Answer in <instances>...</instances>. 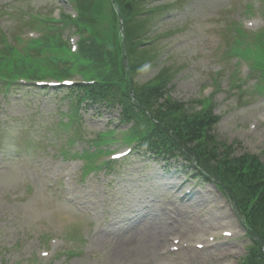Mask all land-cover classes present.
Here are the masks:
<instances>
[{"label": "rangeland", "instance_id": "rangeland-1", "mask_svg": "<svg viewBox=\"0 0 264 264\" xmlns=\"http://www.w3.org/2000/svg\"><path fill=\"white\" fill-rule=\"evenodd\" d=\"M177 3L180 5L137 23L150 34L169 32L136 59L149 61L147 70L136 77L138 83L149 81L162 70L169 75L172 96L188 101L212 85L214 73L220 71L221 89L214 101L216 112L223 118L215 133L229 142L239 140L237 153L252 152L264 159V98L238 100L239 94L230 91L228 82L235 59L222 57L225 39L221 26L230 20L224 7L235 4L233 15L239 16L245 0ZM23 4L47 15L62 2L0 0V11ZM65 8L71 10L67 5ZM17 17L7 11L0 13L4 34L18 28ZM246 87L252 89L253 82L247 81ZM75 103L74 98L40 92L30 86L11 88L8 94L0 92V264H166L165 260L169 264H185L191 251L183 250L156 262L152 250L157 234L154 227L164 225L172 230L170 234L175 232L172 235H189L192 225L204 226L207 208L216 206L214 196L220 205L230 208L225 194L213 182L193 179L192 171L180 167L179 162L174 166L143 155L129 158L114 174L101 169L83 176L80 166L75 165L79 162H71L62 153L70 132L57 127L67 120ZM99 109L100 113L93 108L79 112L83 137L68 145L71 152L94 150L90 140L96 138L98 131L116 127L120 110H112L111 115L104 107ZM109 114L113 121L108 124ZM185 180L186 185L181 187ZM187 189L195 191L197 198L182 204L179 196ZM200 199L205 205L197 204ZM188 205L191 206L186 211L184 207ZM71 231L81 234L85 251L79 250L73 256L65 251L53 260L54 243H63L57 237ZM172 235L166 237L165 249ZM50 237L51 242L45 245ZM238 243L202 251L193 264H222L216 255L228 250L236 254L224 262L236 264L239 257L235 250L242 249L247 241ZM44 253L48 256L44 257ZM175 258L176 263L172 261Z\"/></svg>", "mask_w": 264, "mask_h": 264}, {"label": "bare ground", "instance_id": "bare-ground-1", "mask_svg": "<svg viewBox=\"0 0 264 264\" xmlns=\"http://www.w3.org/2000/svg\"><path fill=\"white\" fill-rule=\"evenodd\" d=\"M208 212H212V216H206L205 217V223H206V227H208V226H210V227H213L214 225H215V218H213V217H215V216H217V214L216 213H214L212 210H209L208 209ZM216 224H217V221H216ZM208 225V226H207ZM194 229H199V228H194ZM127 250V249H126Z\"/></svg>", "mask_w": 264, "mask_h": 264}, {"label": "trees", "instance_id": "trees-1", "mask_svg": "<svg viewBox=\"0 0 264 264\" xmlns=\"http://www.w3.org/2000/svg\"><path fill=\"white\" fill-rule=\"evenodd\" d=\"M153 16H156V14H154ZM195 120H198V119H195ZM195 120H192L191 125H194V124L197 123ZM178 125L182 127L181 124H178ZM251 164H252V162H251L249 159H245V165H246L249 169L251 168Z\"/></svg>", "mask_w": 264, "mask_h": 264}]
</instances>
